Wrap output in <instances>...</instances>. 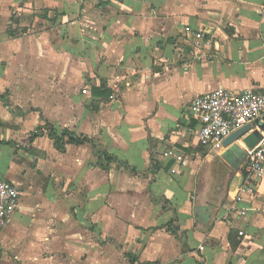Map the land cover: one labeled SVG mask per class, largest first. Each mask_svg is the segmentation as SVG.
<instances>
[{"label":"crops","instance_id":"crops-1","mask_svg":"<svg viewBox=\"0 0 264 264\" xmlns=\"http://www.w3.org/2000/svg\"><path fill=\"white\" fill-rule=\"evenodd\" d=\"M220 86L264 92V0H0V264H264V182L213 171L187 108Z\"/></svg>","mask_w":264,"mask_h":264},{"label":"built area","instance_id":"built-area-1","mask_svg":"<svg viewBox=\"0 0 264 264\" xmlns=\"http://www.w3.org/2000/svg\"><path fill=\"white\" fill-rule=\"evenodd\" d=\"M203 37L202 32L196 34V39ZM187 108L191 118L198 123L195 134L202 148L208 152H218L223 149V139L233 130L264 117V92H232L220 86L194 97ZM246 151L241 168L248 178L264 182V135L253 148ZM19 197L18 187L0 177V228L7 224L18 208Z\"/></svg>","mask_w":264,"mask_h":264},{"label":"water","instance_id":"water-1","mask_svg":"<svg viewBox=\"0 0 264 264\" xmlns=\"http://www.w3.org/2000/svg\"><path fill=\"white\" fill-rule=\"evenodd\" d=\"M264 117L253 122L246 123L233 130L222 141V151L212 160L213 171L225 173L229 170L238 171L246 158L247 151L237 142L243 138L249 148H252L263 137ZM209 158V157H208Z\"/></svg>","mask_w":264,"mask_h":264},{"label":"trees","instance_id":"trees-1","mask_svg":"<svg viewBox=\"0 0 264 264\" xmlns=\"http://www.w3.org/2000/svg\"><path fill=\"white\" fill-rule=\"evenodd\" d=\"M91 93L92 95L100 96L103 99L108 98L111 94L110 90L105 86L104 81H101V84L98 87L93 86L91 88ZM40 135H46L48 138H50L54 147L60 152L65 151L67 144L80 145L84 143H91L94 147L97 146L93 139L87 135L76 133L67 128L58 129L47 120H44V123L39 124L34 128V132L32 133L31 137L33 138ZM98 155L103 156L102 159H104V161H109L112 158V156L108 155L104 150L99 151ZM170 230L172 233H176L174 228H171ZM197 264H204L203 260L199 261Z\"/></svg>","mask_w":264,"mask_h":264}]
</instances>
